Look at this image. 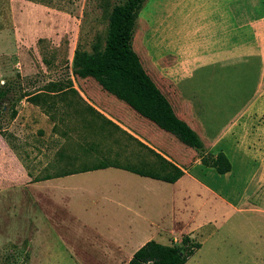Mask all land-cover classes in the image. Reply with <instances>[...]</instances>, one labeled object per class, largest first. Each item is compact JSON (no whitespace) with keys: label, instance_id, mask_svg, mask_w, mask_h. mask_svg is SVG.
I'll return each instance as SVG.
<instances>
[{"label":"crops","instance_id":"1","mask_svg":"<svg viewBox=\"0 0 264 264\" xmlns=\"http://www.w3.org/2000/svg\"><path fill=\"white\" fill-rule=\"evenodd\" d=\"M263 3L264 0H157L156 43L148 48V65L139 58L176 116L199 136L205 154H225V146L240 144L250 156L249 146L256 148L258 156H251V163H255V157H263L264 137L252 126L255 113L264 110V13L256 14ZM6 37L0 31L2 48L5 40L1 39ZM253 60L257 65H238ZM215 67L228 68L244 86L240 90V83H236L234 87V100L244 104L227 116L228 124L225 112H210L201 105L204 96L198 87L203 83L195 75ZM246 68L248 77L244 75ZM207 79L209 84L212 80ZM248 88L249 95L240 97ZM103 91L93 97L94 103L77 91V97L89 103L99 121L92 130L80 127L99 138V144L112 142L113 158L101 162L113 166L37 182L30 177V261L39 230L46 226L48 230L73 232L68 220L74 221L80 238L74 248H61L68 260L77 261V256L82 264H127L148 241L180 245L184 234L194 239V234L204 228L217 230L242 207L264 212L250 204L248 194L252 181L262 178L259 164L250 170L241 192L234 187L225 192V178L233 175L232 164L231 171L223 175L204 167L195 149L176 133L113 91L105 87ZM149 150L183 174L175 182L166 183L118 168L149 162L154 158ZM115 158H124L126 163ZM68 178L81 183L66 187ZM185 225L190 230L177 233Z\"/></svg>","mask_w":264,"mask_h":264},{"label":"rangeland","instance_id":"2","mask_svg":"<svg viewBox=\"0 0 264 264\" xmlns=\"http://www.w3.org/2000/svg\"><path fill=\"white\" fill-rule=\"evenodd\" d=\"M121 1L0 0V31L7 36V40L1 39L5 41L3 48L0 46L3 63L0 65V85L12 88V100L3 104L5 111L0 115V264H82L77 256V261H72L61 252L63 245L74 248L80 239L73 220L67 221L71 222L73 232L48 230L46 226L40 229L34 236L30 261L28 175L34 179L46 173L54 174L59 169L90 168L113 158L111 141L99 144V138L91 135L90 130H81L80 126L92 130L99 121L89 103L78 98L73 90H80L94 103L93 97L102 95L104 87L97 79L75 77L71 62L77 47L89 51L97 38H104L106 14L102 6ZM259 13H264V3L257 8L256 14ZM156 29L157 0H146L133 35V50L145 65L149 63L148 48L156 43ZM238 65H257V62ZM248 73L246 68L245 77ZM195 78L203 83L198 87L204 96L202 107L210 112H225V124H228L227 116L244 104L232 96L236 93V83H240L241 90L243 82L237 81L228 68L217 67L201 70ZM206 79L212 81L206 84ZM50 83H58L65 92L46 95L39 105L19 99L22 95L43 91ZM250 90L248 88L240 97L248 96ZM125 108L130 110V106ZM12 110L17 111L14 119L10 117ZM252 126L264 137V110L255 113ZM76 129L79 132H75ZM245 148L240 144L225 146L224 152L233 166V175L225 178V192L233 187L241 192L250 170L259 164L262 178L252 181L248 194L250 204L264 210V149L263 157H255V163H251V156H258L257 150L249 146L250 156ZM106 156L110 159H103ZM116 160L126 163L124 158ZM66 161L74 164L68 165ZM77 182V179H70L64 183L66 187H72L81 180ZM242 208V211L230 214L217 230L208 227L194 234L192 240L201 247L185 264H264V212L259 213L253 207ZM187 230H190L187 225L181 226L177 233Z\"/></svg>","mask_w":264,"mask_h":264},{"label":"trees","instance_id":"3","mask_svg":"<svg viewBox=\"0 0 264 264\" xmlns=\"http://www.w3.org/2000/svg\"><path fill=\"white\" fill-rule=\"evenodd\" d=\"M145 1L123 0L112 6L105 3L102 6L106 14L104 38H97L91 44L89 51L81 47L74 50L71 62L72 74L81 79L99 80L106 89L134 104L140 111L154 118L162 127L173 131L185 143L192 146L204 167L212 168L220 175L226 174L231 171L228 157L223 152L216 155L204 153L205 149L199 136L186 122L176 116L170 103L146 73L139 56L133 50L134 28ZM73 90L77 93L75 89ZM11 91L10 85H0V115H3L5 111L3 104L12 100ZM64 92L58 83H50L43 91L22 95L19 99L39 105L42 97L56 96ZM90 110L96 113L92 107ZM16 115L17 111L12 110L10 117L14 119ZM106 123L116 127L108 120ZM149 152L154 157L152 161L143 165H122L118 168L166 183L175 182L183 174V171L171 162L152 150ZM111 166L113 165L101 162L93 164L90 168L79 170L59 169L54 174L46 173L32 181H43L75 172L104 169ZM200 247L201 245L189 236H183L180 245L168 246L148 241L133 254L127 264H185Z\"/></svg>","mask_w":264,"mask_h":264}]
</instances>
